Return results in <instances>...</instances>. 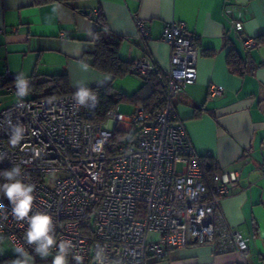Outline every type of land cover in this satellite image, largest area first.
I'll return each mask as SVG.
<instances>
[{
    "label": "built area",
    "instance_id": "built-area-1",
    "mask_svg": "<svg viewBox=\"0 0 264 264\" xmlns=\"http://www.w3.org/2000/svg\"><path fill=\"white\" fill-rule=\"evenodd\" d=\"M244 19L241 12L231 11L230 29L249 50L257 41L243 34ZM135 22L139 36L149 37L144 22ZM160 39L170 48L169 66L163 70L166 101L147 123L139 105L129 114L116 105L104 122H94L98 102L77 105L76 91L21 100L17 76L8 70L0 74V93L15 96L7 105L0 103V168L19 166L23 182L35 185L33 212L48 213L55 226L57 246L51 258L62 241L71 243L70 264H148L150 258L155 264H169L173 252L196 244H209L216 252L248 249V237L228 225L220 207L237 187L238 172L219 171L207 186L172 103L196 81L198 37L183 22L170 21ZM154 70L156 64L148 56L132 60L138 78ZM222 92L220 86L209 85V96ZM16 125L24 129L23 139L13 146L10 137ZM115 129L137 130L123 144L111 146ZM27 227L14 218L1 192L0 238L15 253L22 247L29 256L35 252L25 240Z\"/></svg>",
    "mask_w": 264,
    "mask_h": 264
},
{
    "label": "crops",
    "instance_id": "crops-1",
    "mask_svg": "<svg viewBox=\"0 0 264 264\" xmlns=\"http://www.w3.org/2000/svg\"><path fill=\"white\" fill-rule=\"evenodd\" d=\"M99 8L106 31L123 37L118 53L125 61L148 56L166 70L170 48L160 39L164 24L183 22L196 34L200 47L196 81L172 103L195 153L212 156L219 171L238 172L237 187L220 207L228 225L248 237L247 251L216 252L209 244H196L173 252L169 264H264V39L245 50L230 29L231 11L236 10L245 18L244 35H264V0H52L42 4L0 0V74L8 70L30 82L66 73L72 91H77V84L111 85L116 92L133 94L141 86L140 78L131 74L113 78L83 58L92 49L91 37L98 27L93 17ZM136 18L147 28L146 39L138 34ZM226 39L250 64L243 76L226 64ZM210 84L220 86L222 94L209 96ZM8 97L13 95L0 93V103L15 99ZM195 111L200 113L196 118ZM28 257L29 264H35V256Z\"/></svg>",
    "mask_w": 264,
    "mask_h": 264
},
{
    "label": "trees",
    "instance_id": "trees-1",
    "mask_svg": "<svg viewBox=\"0 0 264 264\" xmlns=\"http://www.w3.org/2000/svg\"><path fill=\"white\" fill-rule=\"evenodd\" d=\"M48 1L52 0H34L36 4H42ZM59 1L70 2L73 0ZM93 20L98 27L95 29L91 37L92 49L86 52L83 56V58L87 59V64L96 71L109 74L113 78H121L127 74L135 75L132 71V61L123 60L118 53L123 37L106 31V21L100 8L97 10L96 16L93 17ZM234 33L240 37L241 43V35L235 31ZM254 38L256 39L258 46L261 40L264 39V35ZM225 44L229 46L226 56V64L230 70L238 76H243L250 71L251 67L249 62L244 56H241L237 52L232 42L226 39ZM208 54H213V51H208ZM163 73V70L156 65V70L140 78L141 86L131 95L116 92L111 85L90 88L98 97L97 108L93 114L92 120L97 123L104 122L107 113L116 105L124 102L130 103L133 106H142L144 112L147 114V120L143 123L151 122L166 101V89L164 86L165 76ZM29 90H31L33 96L37 98L60 96L73 92L70 89L66 73L34 78L29 82ZM199 115V111H195L193 117L196 118ZM136 130L124 132L115 129L111 146L123 144ZM198 158L204 172V181L207 186L210 187L213 183L215 174L219 172L217 162L212 156H198ZM6 171L8 170L0 168V185L8 182L4 177ZM31 255L35 256V264H51L52 262L50 256L42 259L36 253H32ZM18 258H20V255L12 250L11 253L0 256V264H15V261Z\"/></svg>",
    "mask_w": 264,
    "mask_h": 264
},
{
    "label": "clouds",
    "instance_id": "clouds-1",
    "mask_svg": "<svg viewBox=\"0 0 264 264\" xmlns=\"http://www.w3.org/2000/svg\"><path fill=\"white\" fill-rule=\"evenodd\" d=\"M14 83L17 90L16 95L22 100L29 94V81L23 74H20L15 78ZM76 88L77 91L73 99L77 105L94 106L98 102L96 95L93 94L86 84H77ZM13 127L15 131L11 134L10 143L15 146L23 139L22 133L24 129L18 125ZM39 154V150H36V155L38 156ZM4 177L8 182L0 185V192L11 203L14 218L17 221L27 223L26 243L33 245L34 252L42 259L47 258L52 254L54 246H57L53 217L46 212H33L35 185L23 182L19 166L6 171ZM70 247L71 243L69 241L60 242L51 264H68L67 256ZM16 251L20 254V258L15 261V264H29L30 257L24 253L23 248H17Z\"/></svg>",
    "mask_w": 264,
    "mask_h": 264
},
{
    "label": "rangeland",
    "instance_id": "rangeland-1",
    "mask_svg": "<svg viewBox=\"0 0 264 264\" xmlns=\"http://www.w3.org/2000/svg\"><path fill=\"white\" fill-rule=\"evenodd\" d=\"M33 96V92L31 90H29V94L24 97V98H31ZM15 98V96H13ZM13 97L9 98V99H14ZM9 100V101H11ZM135 106H133L132 104L130 103H124V102H121L119 104V111L124 113V114H129L133 111ZM12 252V248L10 246V244L5 240V239H0V255H3V254H8V253H11ZM156 260L154 258H150L148 260V264H155Z\"/></svg>",
    "mask_w": 264,
    "mask_h": 264
}]
</instances>
